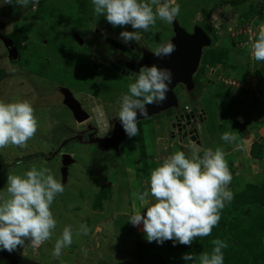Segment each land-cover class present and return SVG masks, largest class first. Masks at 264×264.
Returning a JSON list of instances; mask_svg holds the SVG:
<instances>
[{"label": "rangeland", "instance_id": "obj_1", "mask_svg": "<svg viewBox=\"0 0 264 264\" xmlns=\"http://www.w3.org/2000/svg\"><path fill=\"white\" fill-rule=\"evenodd\" d=\"M230 1L232 0H175L180 5V13L175 18L178 26L184 27L187 32H192L193 26L200 27L211 38V46L202 48L200 68L192 74L196 84L195 92L200 96L199 104L205 105V108H202L204 105L201 107L203 112H200L208 119L206 123L200 124V131H197L198 126L195 127L191 136H200L201 131V137L203 134L207 136L209 131L205 139L208 148H221L226 153L225 159L232 175L229 188L234 198L221 210L222 219L242 212L240 209L243 207L237 209L234 204L237 200L243 202L242 194L249 182L264 180V150L258 156L253 155L257 148L255 145L264 142V61H256L251 55V45L258 35L256 25L264 21V0H244L240 3ZM83 3H88V9L83 7ZM257 9L260 14L256 13ZM78 16H85L88 21L86 18L80 22L75 21L74 18ZM94 17L101 18L102 31L109 29L110 25L105 17L94 13L92 0H39L35 7L30 3L26 9L18 5L3 4V0H0V100H27L33 106L38 121L37 132L26 147L8 146L0 149V165L14 162L15 157L21 159L13 168L12 163L9 164V170L0 168V193L6 191L9 174L22 175L32 165L50 169L54 177L64 185L63 193L58 194L51 205L57 221L52 238L40 246H33L26 241L21 250L24 249L27 258L37 264H187L182 256L185 253L197 255L196 239L190 246L179 243L174 245L171 240L162 244L148 242L143 225L133 226L128 221L137 209L142 214L146 213V209L133 194L147 190L151 171L165 157L180 151L177 149L178 136L182 138L179 143L184 147L190 142L194 143L190 135L182 137L177 132L184 129L187 131V128L183 118L180 120L181 117L171 115L173 108H152L147 116H137L140 132L131 138L118 123L117 129L123 131L119 144L113 146L115 148L109 146L111 140L106 145L99 144L97 157L92 154L93 148L96 149L92 140L90 143L72 140L82 130H72L63 145L51 140L54 135L52 126L55 124L52 121L63 119L73 126V117L64 116L67 112L72 115V112L81 110L76 97L77 100L72 98L71 101L67 97L65 101L60 99L67 112L58 109L55 102L57 99H53L55 93H48V89L55 86L42 87L56 77L60 82L65 81V78L54 75L55 70L70 72L85 80L82 89L84 95L95 96V89H104L95 75L99 65L95 66V61L87 57L89 51L98 53L94 49L98 46L97 37L93 40L87 38L92 25L96 24ZM217 21H221V28L216 26ZM139 35L155 47L173 35V24L157 19L155 26L150 27L147 32L141 30ZM5 39L16 43L18 59H10ZM82 64L88 73L94 71L93 81L86 82ZM101 69L103 71V67ZM111 85L108 81L107 87ZM182 88L179 85L175 92L181 102L187 97ZM196 93L192 94L197 96ZM36 95L44 99L39 100ZM82 104L86 106L85 99ZM205 109L207 113L204 115ZM210 109L213 119L217 118L215 123L210 122ZM186 110L189 111L190 108ZM198 114L196 112V117ZM238 115L242 117L240 120H245L244 124L237 120ZM246 128L248 130L245 134ZM171 130L177 137H171ZM236 131H243L244 136H250L243 139L242 145L245 148L240 154H235L232 149L237 138L233 143H226L221 139L224 132L235 134ZM85 144L91 147L86 148ZM110 149L114 155L105 154ZM183 151H186V156L192 155V150ZM61 153H69L71 161L64 183L60 172ZM199 155L202 156L203 152ZM99 193L102 194L100 200L97 199ZM152 199L149 196V200ZM260 213L259 207H252L249 213L238 218V226L230 229L228 235L218 232L217 236H211L212 240L228 242L234 234L245 235L241 233L253 227L254 216ZM81 224H87L90 229L88 235L77 234ZM65 226L73 229V243L56 258L52 255L55 240L62 234ZM256 252L244 254L243 258L248 261H243L239 254H230L232 258L229 264H252L249 261L251 256L258 255ZM196 264H199L198 259Z\"/></svg>", "mask_w": 264, "mask_h": 264}, {"label": "clouds", "instance_id": "obj_2", "mask_svg": "<svg viewBox=\"0 0 264 264\" xmlns=\"http://www.w3.org/2000/svg\"><path fill=\"white\" fill-rule=\"evenodd\" d=\"M39 0H3V4L18 5L26 9ZM94 13L104 16L113 27L130 25L134 31H121L119 38L124 43L138 42L139 32H147L155 26L157 19L173 23L180 13L175 0H92ZM218 27H222L221 21ZM258 35L251 45V55L256 61H264V21L256 25ZM176 49L172 42H163L154 50L156 57L171 55ZM172 73L168 68L155 64L141 66L135 82L128 85V93L120 99L119 120L126 135L137 136L138 113L147 116V105L160 104L166 100ZM189 112V111H188ZM197 112V110H195ZM196 114V113H195ZM38 129L34 108L27 100L5 102L0 100V149L8 146L26 147ZM111 130L105 128V135ZM221 139L233 143L236 136L224 132ZM242 145L237 144L235 150ZM200 149L193 146L192 155L176 151L150 173L149 188L133 195L146 209V213L135 210L129 218L133 226L143 225L148 242L162 244L171 240L173 244L190 246L193 240L211 235L218 225L220 212L234 198L228 187L232 175L221 148H208L199 155ZM4 193H0V250L9 253L23 247L26 241L40 246L52 238L57 221L51 205L64 185L48 168L32 165L22 175L9 174ZM149 196L153 199L150 201ZM87 224H81L78 235H88ZM73 243V229L65 226L55 240L52 255L59 258L62 250ZM211 253L199 255V264H224L222 249L227 242L216 239ZM86 252V249L84 250ZM186 262L196 264L192 253L182 256Z\"/></svg>", "mask_w": 264, "mask_h": 264}, {"label": "flooded vegetation", "instance_id": "obj_3", "mask_svg": "<svg viewBox=\"0 0 264 264\" xmlns=\"http://www.w3.org/2000/svg\"><path fill=\"white\" fill-rule=\"evenodd\" d=\"M83 7L85 9H88V3H83ZM71 15L73 16V12H71ZM85 18H86L85 16H78L74 18V20L80 22V21H83V19ZM94 18L96 20L95 22L96 24L92 25L91 32L87 34V38L88 40H93L94 38L97 37L96 42L98 45L97 46L98 49L95 47L94 49L98 53L96 54L94 51H89L87 52L88 53L87 57L95 61L94 62L95 66L99 65L100 68L96 69L95 75H97V79L100 80V84L103 85L104 89H101V90L95 89L94 92L97 90L96 91L97 94L95 96L93 95L89 96L87 94L84 95L83 94L84 92L82 93V89H83V84L85 80H81L80 77L74 74H70V72H65V71H60V70H55L54 75L65 78V81L60 82L56 79L57 77L54 78L55 77L54 76L53 77L54 79L50 83L45 84L42 87H46L48 85L52 86L53 84L57 85L55 87H52V89L50 90L48 89V93H53V92L55 93V97H53V99L54 100L57 99L55 102H56L58 109L60 110H65L64 103L60 102V99L62 98H63L62 100L64 101L67 98L69 99V101L73 99L75 100L78 99L79 104L81 106V110H78L77 113L72 112V115L71 113L65 110L67 113L64 117H68V116L70 118L73 117L72 120L74 121L77 128L75 125L73 126L69 125L63 119L52 121V123L53 122L60 123V125L53 126L52 131L54 135L51 138V140H53L55 144L60 143L59 145H63L64 143H66V139H69L68 134L72 133V130H82V133L79 135V137L81 138V141L82 142L86 141L90 143L92 140L94 142L93 146H96V149L93 148L94 152H92V154L95 157H97L99 154V153L96 154L98 152L97 146L99 144L106 145L108 144V141H110V136L112 132V123L115 119L119 118L118 113L120 110V99L123 95L128 93L127 86L130 83L135 82V79L138 76L139 68L141 66H145V65L151 66L155 64L157 67L160 68V62H159L160 57H156L153 54L158 44H156L155 47H153L149 43L145 42V39H143L141 35H140L141 38L138 42L133 41L129 43H124L119 38V33L121 31H134V29H132L129 25L121 28V27H112V25L109 24L110 26H108V28L109 29L111 28V30L104 29L102 31L100 29L101 28L100 26L102 23L101 18L100 17H94ZM86 21H88L87 18H86ZM169 31H170V27H169ZM121 59H123L124 62H121ZM131 65H133V67H131ZM81 67H82V73H85V75L84 74L83 75L87 78L86 82H91V80L93 81V78L95 77L94 71H91L90 73H88L86 71V67H83V64L81 65ZM102 67H103V71L101 69ZM209 77L210 76L208 75V78ZM195 78H196V75H194V79ZM108 81L110 82V84L112 83L110 87H107ZM33 82L36 83V81H33ZM196 82H198L199 84V81H196ZM35 85L39 86L37 83ZM107 88H109L110 90H108ZM32 89H33V86H32ZM177 89L178 88H176L174 93L177 92ZM77 93L81 95H78ZM103 95H107L108 97H104V98L101 97ZM197 95H199V93ZM59 96H61V98ZM36 97L39 100L44 99V98H39L38 95H36ZM84 99L86 102V106L82 104V100ZM194 104L196 105V103L193 102L192 103L193 106L192 105L189 106L190 110H193V109L196 110V106ZM186 109H177L176 114L178 115H176L174 113L175 109L173 108L172 109L173 114L171 115H173V117H176V116H178V118L181 117L180 120H182V118L185 120L184 122H185V127L187 128V131H185V129L184 131L177 130L179 135H182V137L183 136L188 137L190 135L191 137L192 131L195 130V127L198 126L197 131H199L198 129L200 128V124L198 123V118H200L201 120H204L203 117L205 116H201L202 118L196 117V114H195L196 112L194 110L195 112L194 116L193 117L190 116L189 120H187L185 118V115L190 114L191 111L189 110L188 112ZM98 118L99 120L97 121ZM117 121L118 120H115L114 122H117ZM51 124H50V127H51ZM108 126L111 127V130L105 135V128ZM173 126L175 125H172V127ZM50 127L46 131L47 133L49 132ZM178 129H180V126L178 127ZM170 132H171L170 135L172 138L176 136L175 133L172 132V130ZM98 138L100 139L105 138V139L99 141ZM197 138L198 136L196 137L195 140H193L194 143L190 142L191 147L193 146L197 147V143H195ZM181 139L182 138L178 136L177 138L178 142H180ZM123 144L124 143H122V145ZM53 147H55L54 144H53ZM85 147L89 148L91 146L85 144ZM63 148L64 146L61 149ZM177 149L178 150L180 149L178 145H177ZM106 153L114 155L113 150L111 149L105 152V154ZM15 158L16 159L14 160V162L9 161L8 163H2V165H0L1 166L0 168L6 171L8 169L7 167H9V164L11 163H12L11 166L13 168L15 165H17L15 164L16 160L19 159L20 157H15ZM15 251L19 253L20 255L27 257L26 255L27 253L25 252L24 249L21 250V247L17 248V250ZM0 261L2 262V264L5 263L4 262L5 258L1 257V252H0ZM6 261L8 260L6 259ZM8 264H11V263L9 262Z\"/></svg>", "mask_w": 264, "mask_h": 264}, {"label": "water", "instance_id": "obj_4", "mask_svg": "<svg viewBox=\"0 0 264 264\" xmlns=\"http://www.w3.org/2000/svg\"><path fill=\"white\" fill-rule=\"evenodd\" d=\"M173 35L170 36V38L166 42H172L176 45L175 51L169 55V56H164L159 58L160 62V68H168L170 69L172 73V81L169 84V91L167 92L166 100L163 101L160 104H151L147 105V111L153 109L159 108V110L162 109H168V108H175L178 109V103L177 99L175 98L174 95V89L177 84H181L183 87V90L186 93H191L195 91L196 84L193 82L192 79V74L198 69L199 67V62L201 59V54H202V48L204 46H211V38L209 35L200 27L193 26L194 29L192 32H187L184 27L178 26L179 24L177 23L176 20L173 21ZM220 22L216 23V26H218ZM7 40V41H6ZM6 45L9 49V57L11 60H16L19 58L18 50L16 45L10 40V39H5ZM121 62H124L123 59H121ZM133 67V65H131ZM54 86H57L53 84ZM52 85V86H53ZM51 86V87H52ZM164 107V108H163ZM195 109L191 111L190 114H186L185 118L189 120L190 116H194L192 113ZM138 116L140 114L138 113ZM138 118V117H137ZM99 118L97 119V121ZM115 120H118L117 122H114ZM112 123V132L110 136V147L115 148L113 146L118 145L119 141L122 139V134L123 131L118 128V123L119 126L121 125V122L118 119H115ZM55 125H60V123H55ZM52 126V128H53ZM69 129V128H68ZM79 132V134H81ZM73 137L72 140H75L77 142H82L81 138ZM75 138V139H74ZM99 140H104L105 138H98ZM191 140H195L196 137L194 135L191 136ZM109 142V141H108ZM61 175H62V180L63 183L66 182V176H67V169H68V164L71 162L69 154L63 153L61 155ZM1 252V257L7 259L11 264H37L36 262L32 261L31 259L27 258L26 256L20 255L16 251L9 253L5 250H0Z\"/></svg>", "mask_w": 264, "mask_h": 264}, {"label": "trees", "instance_id": "obj_5", "mask_svg": "<svg viewBox=\"0 0 264 264\" xmlns=\"http://www.w3.org/2000/svg\"><path fill=\"white\" fill-rule=\"evenodd\" d=\"M241 1L244 0H232L230 2L240 3ZM257 12H259L258 9L256 13ZM258 32L259 31H257V33ZM240 126L244 127L243 124H241ZM255 147L257 148L255 149V151H253V155L258 156L260 154L259 152H261V150H264V142L256 144ZM19 161L20 159H17L16 163ZM101 196V193L97 194V199L100 200ZM242 200L243 202L241 200H237L234 204L237 209L243 207L242 209H240L242 212L236 213L232 216H228L225 219L221 218L218 225L213 228L211 235L196 239L197 241L195 242V244H197V246L195 249V253L197 254V259L203 252H212L213 243L211 241L213 240L211 236H217L218 232H222L228 235L230 229H234L233 227L236 228L238 226V223H236L238 218L240 219L242 216L249 213L251 208L255 206V208L259 207L261 213L258 216H254V222L252 223L254 224L253 227L251 226L249 231L241 233L245 235H240L239 233L234 234V236L230 235L232 239L227 242L228 247L222 249V252L224 256V264H229L232 258L230 254H239V256L242 257L243 261H248L247 259L243 258L244 254H248L250 252L253 253L255 251H257L256 253L258 255H256L255 257L251 256L249 262L252 264H264V180L262 182H249L244 193L242 194ZM226 205L229 204L226 203ZM247 234L249 235L246 236ZM253 243L255 244L253 245ZM187 264H192V262L189 261Z\"/></svg>", "mask_w": 264, "mask_h": 264}, {"label": "crops", "instance_id": "obj_6", "mask_svg": "<svg viewBox=\"0 0 264 264\" xmlns=\"http://www.w3.org/2000/svg\"><path fill=\"white\" fill-rule=\"evenodd\" d=\"M179 85L181 86V84H177L176 86H175V89H174V91L176 90V88H178L179 87ZM183 89V88H182ZM183 93H184V95H186L187 97L186 98H184L183 100H182V102H181V100H179V98H178V96H177V94L176 93H174V95H175V98L177 99V103H178V109H186L187 107H189L193 102H196V110H198L197 112L199 113L198 114V117H201L202 116V113L200 112V111H202L203 112V109L202 108H205V105L203 106V105H200L199 103L201 102L200 101V96L199 95H197V96H194L192 93H195V91L194 92H191L190 94L189 93H186L184 90L182 91ZM193 106V105H192ZM203 106V107H202ZM202 107V108H201ZM175 109V108H174ZM176 110L177 109H175V111H174V113L176 114ZM207 110H208V112H209V109L207 108ZM207 113V111H206V109L204 110V115ZM212 114V111H211V109H210V114H209V116H210V118L209 119H212L210 122H213L214 121V123L217 121V118H214L213 119V117L214 116H212L211 115ZM173 116V115H172ZM206 117V116H205ZM205 117H203V119L204 120H201L200 118H198V123L199 124H201V123H203V122H205L206 123V121H207V119H208V117L207 118H205ZM202 118V117H201ZM239 118H242L241 116H237V120H240ZM243 124L245 123V120L244 119H242V120H240ZM211 125V124H210ZM239 125H241V124H239ZM201 128V127H200ZM200 128L198 129L199 131H200ZM247 128L245 129V134H246V132H247ZM202 133H203V131H201V133H200V136H198V140L195 142V143H197V147H198V149H200V152L199 153H201V152H203L202 150L203 149H208V146L206 145V143H205V139H206V137L208 136V134H209V131L207 132V136L205 135V134H203V137H201V135H202ZM234 134V133H233ZM241 135V136H236V135ZM205 135V136H204ZM235 136H236V138H237V140H236V143L234 144V147L232 148L233 149V151H234V153L235 154H237V153H242L241 152V150L243 149V148H245V146H244V144L242 145V143H244V138H248V137H250L249 135L248 136H244V134H243V131L242 132H239V131H236L235 132V134H234ZM244 139V140H243ZM185 142H187V139H185L184 140ZM188 143V142H187ZM241 143V144H240ZM203 144H204V146H203ZM237 144H240V145H242V147L239 149V150H235L236 149V145ZM206 145V146H205ZM178 146H179V150L180 151H183V150H192L193 151V147H191L190 146V144L188 143V145H187V147H184L185 145H182L181 143H179L178 142ZM196 147V148H197ZM186 152V151H185ZM230 186V185H229ZM228 186V187H229ZM4 260V259H3ZM5 264H8L9 262L8 261H6V259H5ZM20 264V263H19Z\"/></svg>", "mask_w": 264, "mask_h": 264}]
</instances>
